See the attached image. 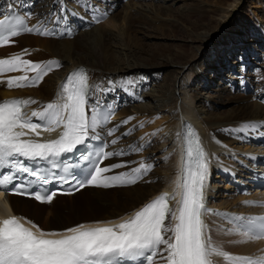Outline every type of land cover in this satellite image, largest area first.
Segmentation results:
<instances>
[{
	"label": "snow or ice",
	"instance_id": "obj_1",
	"mask_svg": "<svg viewBox=\"0 0 264 264\" xmlns=\"http://www.w3.org/2000/svg\"><path fill=\"white\" fill-rule=\"evenodd\" d=\"M66 12L67 9L62 6L60 14ZM32 16L33 13L29 12L26 16L0 18V47L10 46L12 38L22 34L56 35L44 19L29 26L27 19ZM62 18L63 15H56V19ZM27 54L28 49H24L7 58H0V76L22 73L7 78L9 89L37 87L50 72L61 67L58 60L33 62L24 58ZM92 88L88 73L81 68L68 75L56 101L42 105L30 114L25 109L38 103L31 98L0 101V170H4L0 171V191L9 195H30L37 201L51 203L55 192H29V187L49 185L56 179L67 184L75 181L76 190L85 186H125L137 183L152 170L153 165L140 161L129 172L107 175L117 168L127 167V162L104 164L105 160L126 154L124 150L106 151L107 144L99 146L92 155H82L92 165L83 181L77 180L74 174L70 177L59 176L55 171L47 174L38 166H29L28 162L38 165L42 161L57 169L67 154L101 138L100 133L111 123L115 109L102 107L98 101L90 103ZM134 119L129 116L119 125L107 128V135L114 137L110 144H118L120 137L116 136V132L119 127ZM144 124L141 121L121 135H130L136 127L142 128ZM260 127H264V123L248 122L237 131ZM57 130L59 135L55 139L40 138L43 132ZM177 136H183L184 145L180 177L176 181L178 191L161 193L119 223L81 224L63 233L44 231L26 218L7 216L0 219V264H218L217 258H221L224 264H264V257L256 260L251 256L231 254L212 238V230L205 220L208 215L221 216L234 223L232 228L220 229L225 235L241 237L230 241L233 244L264 238V217L247 218L245 225L240 223L245 218L208 208L205 195L210 176L208 154L191 126H185ZM144 147L139 145L134 150L139 152ZM170 201H176V206L173 207Z\"/></svg>",
	"mask_w": 264,
	"mask_h": 264
},
{
	"label": "bare ground",
	"instance_id": "obj_2",
	"mask_svg": "<svg viewBox=\"0 0 264 264\" xmlns=\"http://www.w3.org/2000/svg\"><path fill=\"white\" fill-rule=\"evenodd\" d=\"M236 1L237 0H216L214 1L215 5L219 3L220 9L215 11L206 9L205 6H209L210 3H207L204 5V7H201L203 4L202 2L197 3L200 5H196L195 3V5L192 6L194 7L192 8V11H181V24L183 23L184 26L189 28L190 32L181 29L180 25L178 26L173 23H169L167 26L164 24L165 22L158 24L155 23L158 21H146L139 14L138 10L135 12H130L129 15H126V11H124V15L112 13V17L106 24L115 29L123 28V30H120L123 32L121 37L125 39L126 44L128 45H136L138 43L137 36L139 34H143L148 37L146 34V31L148 30L150 32L155 30L158 31V33L162 36L169 35L174 39L178 38V40H180L189 37L190 34H195V29L200 27V25L205 26V24L201 22L200 25L196 24L192 26V16L196 14L207 16L212 21L206 26L211 25L215 21L217 23L219 22L218 26H221L222 21L229 17V8H231L232 5H236ZM94 2L96 3V7L94 9L91 6H84L83 4L76 7V12L79 14H72V11L68 10L67 8L66 13L60 14V8L63 6V3H61L59 0H0V12H4L9 5H12L18 9L29 8L31 13H33V16L30 19H27L29 26L36 25L38 21L44 19L48 22L47 26L52 25L56 29V35L51 38L37 34H22L18 37L12 38L10 46L0 47V58H7L12 54L20 53L22 50L28 49L29 54H27L25 59L32 60L33 62H47L52 60L46 56L47 53H49L53 58H60L62 60L61 67L50 72L37 87L9 89L6 84L7 78L10 76L20 75L22 73L15 72L0 76V81H3L0 82V101L5 100L6 98H13L14 96L24 99L31 98L38 103L32 104L28 107L26 112L30 114L33 110H39L42 105L56 101L57 94L61 90L62 83L65 82L66 75L70 73L73 68L83 66L88 70L90 84L93 85L89 97L90 103L94 104L97 101L99 103L103 102L105 105L111 106L113 109H115V114L112 116L111 123H109L105 127V130L100 133V137L106 139V141L110 143L114 137H109L107 135V128H111L114 125H119L121 121L125 120L129 116L135 117V119L129 124L121 125L119 127L118 131L116 132V136L120 137L118 144H110L107 148V151L124 150L126 154L123 156L113 157L109 160H106L105 163L112 164L117 162H127V167L117 168L115 170L129 172L132 168L137 167V159L138 162L144 161L145 163L150 164L147 160L150 153L149 148L158 144L162 161L164 163L162 164L165 165L164 170L157 172L156 169L152 168V170L146 176H144L143 179L138 180V182L132 184V186L116 187L112 189H93L83 187L82 190L71 195V197L84 196L86 193L92 192L98 198L95 202L89 203L90 206L87 208L81 209L83 206L78 207L79 205L75 206V208L72 207L73 209L68 208L72 209L71 212L73 214H80L82 210L90 214L88 216H84L83 218L71 219L69 222L67 221L68 224L56 222V224L50 225V218L48 220V225H44L40 224L38 221L39 218H37L40 215L38 207H45L46 205L53 203L54 200H57L56 198L64 199L65 197H55L51 203L46 202L40 205L30 200L7 196L5 197V200L14 213H23L32 221L37 222L38 225L45 230H49L50 228H64L78 221L91 218L106 217L107 219H111L122 214H129V216L132 215L150 197L154 195L158 196L163 192L173 193L176 191V181L179 178V176L176 175L178 171L177 164L179 161L177 150V133H182V130L185 129V126H190V123L195 126L197 132L200 134L202 145L209 157L210 173L213 169L216 174L220 175L222 179H224V182L226 180L225 176L228 173H236L237 176H243L244 178L247 177L250 171L254 170L253 166L250 167V163L252 161H256L255 165L257 166L255 169H261L264 167V165H261L262 161L264 160V127H260L255 130L250 129L244 132L237 131V129H239L243 124L248 122H255L257 124L264 123V107H262L260 104V100L264 96L263 76L261 80H257L250 73L253 70L247 72V69H249L247 67L248 62L243 64V62L240 61L242 65H245V70L243 73H240V75L229 78L228 81L230 86L232 82L233 84H236L232 85V87H234V92L236 90L237 92H240L236 96H232L230 93L227 95L231 97L230 99H233V108L235 109L236 113L225 122H213L212 115L209 112L206 111L205 114L202 115V113L199 114V112L197 113L195 111L196 97L193 94L192 89L188 91L187 87L189 83H192L193 76L199 77V72L195 71V68L198 66L196 64L198 56L196 52L191 54L190 59L187 60L185 58L186 52L181 49L177 55L167 56L165 59V63H163V65L165 64V66L169 65L171 68H177L178 71L172 69L173 75L176 72L177 73L172 80L173 83L171 86L168 84V88L170 87L169 94H165L166 96L164 97L163 95L159 94V97L163 98L162 102L164 101V106H162L161 103H158L157 105L153 103H148V105L138 104L137 99H134L133 97H130V100H128V94L126 90H124L122 96L117 97L114 90H119L118 86L120 85L123 87V85H121L122 83L115 84V82L126 81L129 79L130 75L128 71H123V69L119 67V61H117L118 59H116L115 53L112 51V49H110L112 46L109 43L113 41L112 38L103 32L102 28L95 27L97 18L99 16L103 17L105 13L107 14V11H112L116 5L113 4L112 6H109V9L104 12L102 9V4L104 3L103 0H94ZM103 8L106 9L107 7L105 6ZM94 12L98 13V15L95 17V20L92 18V14ZM58 14L63 15V18L56 19V15ZM159 15L164 16L167 14L165 11L160 10ZM53 20H56V22L53 23ZM104 22L105 20L103 23ZM67 25H70L74 28L70 34L65 32V27ZM143 27H148L152 30L148 28L144 30ZM50 39H55L57 42H54ZM114 40H119L118 36L114 37ZM205 40L206 39L203 41ZM252 48L253 47L250 46L248 49H244L245 53H243V58H246L249 53L252 52ZM20 49L22 50L18 52ZM139 55L141 56L142 53ZM130 56L132 55L130 54ZM150 59L151 58L149 57L138 58L134 55L128 68H132L133 75H136V72L147 73L151 70L159 68L148 65ZM64 61H67V63H63ZM175 62L179 63L176 64ZM115 65L120 69L115 67ZM110 68H113V70L110 71ZM117 70L120 71L118 72L120 74L118 77H116L115 74ZM112 72L114 74H111ZM29 75L32 74L30 73ZM222 82L224 81L222 80ZM225 83L221 85L219 83L215 87L214 92L216 97H220L222 92H224ZM242 90H245V95H242ZM126 104L128 105L127 108ZM160 113L166 114L167 118V124L163 129L165 131V135L158 136L156 139H154V141H150V135L148 136L144 133L141 135L139 133L141 137L137 143V146L145 145V147L142 151H139V153H141L139 154L140 156L138 157V155H136L135 157H137V159L133 158L132 161L134 154L132 155L131 152L133 151L135 154L138 153L134 150L137 147L135 145L136 135L131 133L130 135L122 136L121 134L128 129H132L135 120L153 119V116L158 117V114ZM120 145H123L124 148ZM227 157L231 158L230 163L226 162ZM245 161L246 163L250 162L247 164V167L243 166ZM233 162H235V164ZM131 163L135 166L132 167L130 165ZM238 165L241 167V169H237ZM209 179H211V174ZM153 180L155 182H153ZM214 188L215 186L213 184L207 182V187L205 189L207 207L214 211L235 216V213L242 212L244 207L250 208L254 205L253 203H244L245 201L251 202L250 197L252 195L246 194L244 196H230L229 194L231 191H223L222 193L225 195L226 200L224 203H222L224 204V208L222 207V209H220L221 207L219 205L215 206L213 203L212 195L213 193H217V191L213 192ZM118 191L124 192V196L112 195L109 197L108 193H117ZM222 193H220V195ZM99 201H110L113 202V205L109 208H105L100 205H97V207L95 203ZM125 203H127V205ZM170 203H172V201H170ZM6 212L7 210L5 205L0 203V214L3 215ZM52 212L48 211L44 217L50 216ZM61 213L62 214L58 217L64 216L63 212ZM55 217L57 218V216ZM205 220L212 230L211 233L214 234L215 241L219 242L221 239H223L230 245H235L233 250L224 249L227 252L235 255H251L253 252H258L256 255L261 254L260 251L264 247V240L256 239L243 244L230 243V241L239 240L241 237L239 235H225L224 231H221L220 229L222 228L227 230L234 227L235 225L233 222L230 220H225L221 216L216 215H208L205 217ZM217 260L220 261L221 264H224L221 258H217Z\"/></svg>",
	"mask_w": 264,
	"mask_h": 264
},
{
	"label": "rangeland",
	"instance_id": "obj_3",
	"mask_svg": "<svg viewBox=\"0 0 264 264\" xmlns=\"http://www.w3.org/2000/svg\"><path fill=\"white\" fill-rule=\"evenodd\" d=\"M65 4H73L74 2H72V0H62ZM111 1V0H109ZM216 0H116V1H112L113 3H109L106 5V9L102 8L104 10V12L109 9V6H112L113 4L116 5L115 9H112V11H107V15L106 16V20L103 23L102 20H100L97 23H102V24H96L95 27H100L102 28L103 32H105L107 35H109L113 41H111L109 44H111L112 51L115 53V57L116 59H118L117 61H119V67H121L123 69V71H128L130 77L133 76L132 74V68H128L132 61V57L135 55L136 57L140 58V57H149L151 58L148 65L151 66H156L159 67L157 69L151 70L147 73L145 72H136L135 77L133 79H129L130 81L127 82H122L120 81L119 83H124V85H127L128 88L129 87H136L137 91H136V96L132 93V92H128L126 90V86L121 87L120 85L119 90H114L115 91V95L117 97H120L123 95L124 90H126L127 92V96H128V100H130V97H133L134 99H138L139 101H141L138 104H142V105H148L149 104H158L161 103L162 106H164L165 103L162 102L163 98L159 97L160 95L166 96L167 94H169L170 92V87L168 88V84L171 86V84L173 83V78L176 76V73L173 75L172 69H175V71H178L177 68H171V66L167 65L165 66V64L163 65V63H165V59L167 58V56H172V55H177L181 49H183L186 52V59H190V55L193 54L194 52H196L197 56V61L196 64L199 66H197L195 68V71L199 72V77L193 76L192 77V83L188 84L187 90L189 91L190 89H192L193 94L196 97V101H195V111L199 114L202 113L205 114V112H209L212 115V120L213 122H225L226 120H228L229 118L232 117V115H234L236 113L235 109L233 108V99H230L231 97L227 96L229 93L232 96H236L238 95L237 90L234 92L233 89H231L232 85H236V84H230L228 83L229 81V77H231L232 75H235L233 73H231L230 70H224V72H222L221 70H219L220 68H224L225 66H223V62L226 61L228 59V54L229 52L228 49L224 48V47H230L234 41L237 42L236 40L240 41L243 40L242 38H249L246 39L247 42H253L255 40V42L252 45H259V44H264V0H237L236 1V5H232L231 8H229V17L226 20L222 21V25L218 26L219 22L217 23L216 21L213 22L211 25L206 26L207 24H209V22H211L212 20L209 19V17L207 16H201L199 14H196L194 16L191 17V23L192 26L199 24L200 22L205 24L204 25H200V27L196 28V33L195 34H190L189 37L185 38V39H180L178 40V38H173L169 35H160L158 33V31L152 30L148 27H143V29L145 30L146 28L152 30L151 32L148 30L146 31L147 36L143 35V34H139L137 36L138 38V43L136 45H128L126 44V41L123 37H121V34H123L122 31L123 28L119 29V28H111L110 26H108L106 23L109 21V19L112 17V13H115L117 15H124V11H126V15H129L130 12H135V11H139V14L146 20V21H158L155 23L158 24H162L164 23L165 25H169V23H173L176 25H180L181 29L190 32L189 28H187L186 26H184V24H181V11H192V7L193 5H200L197 4L198 2H202L203 4L201 5V7H204V5H206L207 3H210V5L205 6L206 9L212 11V10H218L220 9V4H216L215 2ZM61 2V1H60ZM76 2V1H75ZM62 3V2H61ZM108 3V2H107ZM65 4H63V6L65 8H67L68 10H70L67 6H65ZM79 5H83V4H77V6ZM85 6V5H84ZM89 6V5H88ZM73 8V6H72ZM163 10L166 12L167 15L161 16L159 15V11ZM105 16V14H104ZM162 17V18H161ZM105 19V18H103ZM218 19V18H217ZM216 19V20H217ZM214 21V20H213ZM224 22V23H223ZM154 31V33H153ZM119 40H114V37H117ZM255 36L257 38H255ZM204 39H206L205 41H203ZM53 40L54 42H57V40L55 39H50ZM234 42V43H235ZM261 42V43H260ZM227 45V46H226ZM250 45H245L242 47V49H248V47H253L252 48V52L249 53V57H253L251 60H260V63L256 64L258 65L257 69L254 71H251L250 73L254 76V78H256L257 80H261L262 76L264 77V57L259 58L256 55H254L253 53L255 52V50L257 49L255 46ZM224 48V49H222ZM22 49H20L18 52H20ZM224 52V55L221 56V58L219 57V54ZM227 52V53H226ZM142 53V55L140 56L139 54ZM243 53H245L244 51L242 53H240L241 55H239L237 58H235V60H231V63H234V65L237 63L242 65L240 63L243 62V64H247V67H254V62L249 61V57L247 59L243 58ZM262 53H264L262 51ZM130 54L132 56H130ZM236 54V50L235 52L232 54L233 57ZM46 56H48L49 58H51L52 60H58L60 62V64H62V60L60 58H53L49 53L46 54ZM27 55H25L24 58H26ZM257 57V58H256ZM221 62V63H218ZM239 61V62H238ZM63 63H67V61H64ZM176 64L179 62H175ZM218 63V68L216 69L214 66V64ZM252 63V64H250ZM236 65L234 67H236ZM237 65V66H240ZM210 66V67H208ZM115 67L119 68L118 66L115 65ZM211 67L212 70H210ZM239 68V67H238ZM243 68V66H242ZM256 68V66H255ZM120 69V68H119ZM134 69V68H133ZM110 71L113 70V68L109 69ZM235 71H237L238 69H233ZM204 71V72H202ZM227 71V72H226ZM250 70L247 69V72H249ZM120 71H116V77H118L120 74L118 73ZM210 72V73H209ZM216 73V74H215ZM110 74V73H109ZM111 74H114L113 72ZM214 76H218L220 78V80L224 79H228L226 80V83H228V88L230 87V90L226 89V85L224 84V92H222V94L220 95V97H216L215 96V87L220 83L223 84L225 82H217V78H213ZM226 76V77H224ZM210 77V78H209ZM210 79V80H209ZM151 80V81H150ZM143 83L146 82L147 84V89L145 90V86L143 87V89L141 91L138 90V88L140 87V84L136 85L137 83ZM205 83V84H204ZM131 84V85H130ZM121 87V88H120ZM149 88V90H148ZM121 90V91H120ZM169 90V91H168ZM229 91V92H228ZM233 91V92H232ZM226 92V94H225ZM158 93V94H157ZM166 94V95H165ZM159 98H158V97ZM161 99V100H160ZM160 100V102H159ZM138 102V101H137ZM128 107V105L126 104V108ZM158 119H140L139 121H144V127H142V130L145 132L144 134H151L156 132L157 134L154 136V138L152 137V135H148L150 137V141H154V139H156V137L158 136H163L165 135V131L163 130L167 124V118H166V114L164 113H160L158 114ZM137 121V120H135ZM151 121V122H149ZM159 130V131H158ZM147 131H149V133H147ZM136 133H134V135L139 134L140 131H135ZM142 135V133H140ZM141 135H139L138 137H136L135 140V145L137 146V143L141 137ZM133 136V134H132ZM134 137V138H135ZM124 148L123 145H120ZM150 153L148 155V162L153 165V169H156L157 172L158 171H163L165 165H163V161H162V157H161V152H160V148L158 147V144H156L155 146H151L150 148ZM264 150V149H263ZM131 152V149H130ZM132 155L134 154V156L132 157V161L133 158L136 155H138V157L140 156L139 154L141 153H137L135 154V152H131ZM163 163V164H162ZM137 166H138V159L136 162ZM132 167L135 165H132V163L130 164ZM244 166H248L246 163H243ZM254 166V165H253ZM131 167V168H132ZM238 169H240L239 166H237ZM159 175V173H158ZM215 177H220V175H217L215 173ZM212 178V177H211ZM222 179V177H221ZM220 178H215V179H210L209 182L211 184L217 182L218 184V188H225L226 187V183L221 182ZM153 182H155L153 180ZM213 182V183H212ZM216 184V185H217ZM216 189V187L214 188ZM218 190V189H216ZM223 191H221L220 193H222ZM220 193L215 194L213 193L212 197H213V203L215 206H220L222 209V207L224 208V203L226 200L225 195H223V193L220 195ZM109 197H111L112 195L117 196H124V192L122 191H118L117 193L115 192H110L108 193ZM220 195V196H219ZM215 196V197H214ZM211 197V198H212ZM74 200H73V199ZM66 197V199L64 200H60V201H56L50 204L49 206L46 207H38V211L40 213V215L37 217L39 218V223L40 224H44V225H48V220L51 218V222L49 223L50 225L52 224H56L57 223H62L65 224L71 220V219H77V218H83L84 216H88L90 214H88L87 212H84V210H82L80 212V214H73L71 212V215H68L67 213H65V215L63 217H55L57 215V213H61V212H66V210H69L68 208H72L75 206L78 207H82L83 208H87L89 205V203H93L96 201V199L98 198L94 193L90 192V193H86L84 196H78V197ZM69 201H71V203H68ZM59 202V203H57ZM66 202V203H65ZM74 204V205H72ZM76 204V205H75ZM127 205V203H125ZM217 204V205H216ZM222 204V205H221ZM82 208V209H83ZM218 208V207H217ZM73 209V208H72ZM71 209V210H72ZM52 212L50 216L48 217H44V215L48 212ZM97 212V211H96ZM95 212V213H96ZM76 215V216H75ZM60 218V220H59ZM64 220V221H63ZM68 221V222H67ZM212 238L214 239V234L211 233ZM223 242V241H222ZM220 241V244L223 245L224 249H233L235 246H230L227 242L222 243ZM227 246H226V245ZM222 260V259H221Z\"/></svg>",
	"mask_w": 264,
	"mask_h": 264
},
{
	"label": "trees",
	"instance_id": "obj_4",
	"mask_svg": "<svg viewBox=\"0 0 264 264\" xmlns=\"http://www.w3.org/2000/svg\"><path fill=\"white\" fill-rule=\"evenodd\" d=\"M75 208V207H74ZM83 208V207H82ZM81 208V209H82ZM62 213H58L56 216L58 217L59 215H61ZM63 214L65 215V212H63Z\"/></svg>",
	"mask_w": 264,
	"mask_h": 264
}]
</instances>
